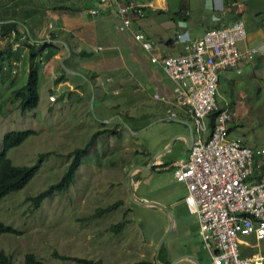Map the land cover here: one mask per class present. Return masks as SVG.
Returning a JSON list of instances; mask_svg holds the SVG:
<instances>
[{"label":"rangeland","instance_id":"1","mask_svg":"<svg viewBox=\"0 0 264 264\" xmlns=\"http://www.w3.org/2000/svg\"><path fill=\"white\" fill-rule=\"evenodd\" d=\"M58 1L70 8H77L79 15L91 19L87 12L89 0H81L80 5H77L76 0ZM11 2L0 0V16L15 11L16 5L12 6ZM33 2L40 7L43 5L41 0ZM166 2L167 10L147 9L144 17L130 24L129 33L123 30L126 38L135 41L134 34L143 33L162 48L165 42L175 38L176 31L186 29V25L201 31L214 22L211 19L213 15L219 19L217 24L223 25L227 24L225 21L234 20L240 11V7L227 10L229 8L225 4L224 11L215 10L206 6V0ZM183 3L190 9V16L186 22L182 21L186 25H181L176 19ZM207 4L209 5L208 0ZM17 6L21 10L26 7L19 3ZM45 17L44 13L38 14L36 18L42 22ZM241 20L245 25L246 41L256 44L254 42L259 41L262 29L259 19L245 13ZM197 21L202 23L199 25ZM95 43L92 41L82 44L94 61L103 52L95 50ZM4 45L0 41V48ZM54 48L65 47L59 45ZM179 49L180 45H177L170 48L169 52L177 54ZM144 53V65L148 68L155 67L157 64L150 62V54ZM25 56L16 75L0 69V146L3 135L7 132L33 130L23 142L12 147L7 156L14 165L33 166L36 171L23 188L0 200V221L19 231L0 232V248L12 257V264H24L25 256L29 253L45 264H78L72 260H62L60 255L99 260L102 264H129L141 260L157 264L158 244L169 229L170 216L159 207L142 206L132 201L127 174L134 166L147 162L153 150L149 149L150 145L155 144L157 148L162 145V134H173L177 130L187 133L188 128L181 123L160 120L149 127L145 126L137 134L133 133L131 130L136 131L135 126L145 124L154 117L156 111L165 112L170 105L154 97L158 89L153 83H148L142 76L131 77L133 81L128 82V85H136V88L135 97L129 99L130 104H137L131 108L138 116L134 119L137 122L133 123L123 114L122 118L130 124L131 130L119 119L107 125L109 128L117 127L116 133L96 136L87 154L82 157L69 187L55 192L36 205L32 198L60 181L73 159L74 149L85 147L94 133L104 126L100 124L102 115L99 112L98 96L94 103L95 116L91 113V85L84 77L69 73H66L68 84L56 83L54 74L58 78L62 69L58 62H54L53 66L47 63L46 60L50 58H44V64L39 65L37 106L22 110L14 91L26 83L28 59ZM128 62L132 65L131 60ZM135 62V65L130 66L131 72L145 76L143 65ZM44 67L49 68L50 72ZM117 72L105 71L94 79L100 86L105 85L108 91H112L118 81L127 78L126 74ZM108 77H113L114 81L107 82ZM80 93L85 96L81 97ZM50 94L55 95V102L49 100ZM113 96L118 101L127 99L124 92ZM217 98L219 104H227L230 109L232 120L229 123V137L242 141L254 150L264 149V56L256 55L249 62L241 63L240 72L229 69L220 74ZM170 148L162 164L168 165L170 161L167 158L174 159L185 152L179 139H175ZM133 177L137 199L156 201L175 217V228L163 243L162 261L170 262L184 257L176 264H194L187 258L191 256L199 264H212L211 256L204 247L198 217L189 212L184 202L186 192L174 177V169L170 166L165 169L163 165L137 171ZM117 201L121 203L116 209L96 215L101 208ZM118 223L122 225L115 229ZM249 252L264 254V239Z\"/></svg>","mask_w":264,"mask_h":264},{"label":"built area","instance_id":"2","mask_svg":"<svg viewBox=\"0 0 264 264\" xmlns=\"http://www.w3.org/2000/svg\"><path fill=\"white\" fill-rule=\"evenodd\" d=\"M96 1L91 15L117 17L127 29L147 12V5L138 0ZM221 1L214 5L209 0V7L224 11V4L227 10L242 4L241 0ZM246 38L243 21L236 19L207 29L196 39L183 40L184 51L172 55L162 54L160 46L143 33L134 34L150 54V62L158 64L175 83V102L192 120L195 137L188 158L178 163L174 175L186 187L184 202L198 217L212 264H264L263 253L249 252L264 239V149L254 150L229 137L230 109L217 98L220 74L229 69L240 72L241 63L264 55L262 48H239ZM27 40L31 42L22 28L0 34L4 47L19 56L11 59L10 66H2L11 75L20 70ZM36 60L44 62L41 55ZM49 100L55 101V95L50 94Z\"/></svg>","mask_w":264,"mask_h":264},{"label":"crops","instance_id":"3","mask_svg":"<svg viewBox=\"0 0 264 264\" xmlns=\"http://www.w3.org/2000/svg\"><path fill=\"white\" fill-rule=\"evenodd\" d=\"M11 1H12L11 2L12 6L16 5V7H14L15 11L12 10V12H7L3 14V16H0V21H5V20L14 21V23H17L20 26L19 28H22L26 31L27 35L30 33V35L34 40L39 41V42L33 41L36 44L53 43L55 44V46L61 45L62 47H64V45L61 43V41H63L68 45L71 53L69 56L66 57L64 63L67 68L74 71H78L81 74H83L92 84L93 93H94L93 108H94L96 96H98L99 112L102 115L101 117L102 120H100L101 125L107 126L111 124L113 121L118 120L117 118H113L110 121H106V123L103 122V120H107L108 118L114 117L115 115L121 116V113L127 115L129 119L133 121V123H136L137 120L135 121L134 119L135 118L137 119L138 116L133 112V110H131V108L136 106L137 104L135 102L134 104H132V102L130 104V99H129L130 97L132 98L135 97L134 88H136L135 87L136 85L134 86L128 85V82L132 80L131 77L136 78L142 76L143 79L148 83H153L158 89V92H156L155 94L158 93L160 96L157 97V99H161L170 106L167 108L165 112L156 111V113H154V117L151 120H148V122H146L145 124H140L138 126H135L134 129L140 130L141 132L144 128L149 127L150 125H152L157 121L166 120V121L184 124L188 128V132L183 133L180 130H177L173 134H162L161 135L162 139L160 141L162 142V145L159 148L155 147V144L150 145L149 149L153 148V150H151L150 152L151 155L148 158L147 162L142 165H147L149 161L152 159V157H155L154 164L148 169L157 168L159 166L164 165L165 169H168V167L170 166L175 171L178 163L186 161V159L188 158L189 149L191 147L195 135L192 130L193 123L190 116L188 115L187 110L184 107L178 106L175 102V98H174L175 83L166 75V73L158 64L157 65L153 64L156 66L152 68H148L144 65L145 62L143 61V56L145 55L144 53L145 49L143 48V45L140 42L137 43L138 41L136 40L133 41L131 38L130 39L126 38V36L123 34L122 31L124 30L126 33H129V29H125L122 27L123 26L122 21L119 18L111 15H100V16L91 15L89 10L90 7L97 6L96 0L88 1L87 12L89 16H91V19L85 18L81 16V14L79 15L76 11L77 8H70L69 6L64 5L63 3H60L58 0H41L43 2V5L41 7L36 5L35 2H33V0H11ZM138 1L145 3L147 5L146 8L148 10L150 9V10L164 11L168 9V4L166 0H155L156 2L154 0H138ZM75 2L77 3V5H80L79 2H81V0H76ZM241 2L242 4L240 7V11L238 12L240 14H238L236 18L241 20V17L245 13H247L249 14L250 17L252 16L254 19H259L258 22L260 23L262 29L260 30L259 33L260 36L259 41L254 42L256 44H249L246 41L247 40L246 38V40L244 42H240L238 46L241 49L250 48V47L264 49V0H241ZM18 3L21 6L22 5L26 6L25 9L21 10L19 8L20 6H17ZM208 3L210 5L209 0ZM213 4L220 5L222 4V1L213 0ZM209 5L207 4V0H206V6L209 7ZM184 7L185 9L179 13L181 9V5H180L178 14L176 15V19L177 21L181 22V25L185 24L182 21H185L190 16L189 7L186 4H184ZM44 13L46 14V17L42 19L43 20L42 22H39V20L36 17L38 16V14L43 15ZM211 19L214 22H212L208 26V28H205L201 31H197L196 27H192L185 24L186 29L182 31H176L175 38L165 42L164 47L161 48L160 45L161 53L171 54L169 52V49L176 47L177 45H180V49L178 53H182L184 51L183 40L196 39L199 36H201L207 29H210L216 25L218 27L227 25L233 21V20L232 21L230 20L231 22L225 21V23L227 24L220 25V23L217 24L218 23L217 20H219L218 17H215L213 15ZM197 22L199 25L202 23L200 21ZM250 22L252 23V19H250ZM92 41L96 42L94 46L95 50H97L96 49L97 46H101V49L98 51H103L100 55H98L99 58H97L98 56L96 57L97 58L96 61H94L95 59L92 60L93 56L91 54L87 56L79 55L80 52L86 51L83 48L82 44L90 43ZM141 48L144 49V51ZM28 51L29 50L27 49L26 50L27 57H28ZM47 52H52V56H50V59L46 60V62L49 63L51 66L54 65V62L59 63L60 57L65 56L67 54L65 48L57 49L54 48V46H52L51 48L48 47L44 51V54H46ZM172 55H176V54H172ZM129 60H131L132 65H129L128 62ZM135 61H138L139 63H141V65H143V71H146L145 76L142 74L138 76V72L135 71L131 72L132 68L130 69V66L132 67L133 65H135L136 64ZM45 68L47 67H44V69ZM47 71L50 72V69L47 68ZM105 71H113V73H116V71H118L117 73L119 74H126L127 78L125 80L118 81L116 83V88H114V90L112 91H108L105 85L100 86L101 84L99 85L98 82L96 81L93 84L92 81L89 79L91 76L97 79L98 74L101 75ZM54 77H55L54 78L55 81L57 76L54 74ZM89 81L87 82L89 83ZM106 81L111 83L114 81V78L108 77ZM59 84L60 85L68 84V81L63 80ZM122 92H124L125 97L127 98L126 100L118 101L117 99L114 98L113 95L118 96ZM80 96L84 97L85 94L80 93ZM89 97L90 95L88 96V98ZM55 101H51V102H55ZM172 113L174 114L172 115ZM175 139L176 140L179 139L183 143L185 149L182 150L185 151L184 154H180V156L174 159L167 158L166 160L170 161L168 165L165 163L162 164V162L165 160V155L169 154L171 149L170 147L172 143H174ZM263 169H264V165H263ZM140 170L137 171L139 172ZM133 178L134 177H132V183H134ZM180 183L182 184V187L184 188L187 194L186 187L182 182ZM143 200H147V199L143 198ZM189 259H191L194 264H199L194 260V258H189ZM164 263H169V261H165Z\"/></svg>","mask_w":264,"mask_h":264},{"label":"trees","instance_id":"4","mask_svg":"<svg viewBox=\"0 0 264 264\" xmlns=\"http://www.w3.org/2000/svg\"><path fill=\"white\" fill-rule=\"evenodd\" d=\"M225 2H228V0H225ZM236 7H233L235 9ZM185 9L184 4L181 5V11ZM236 13L235 11H233ZM240 14V13H239ZM187 16V15H185ZM235 18L234 20H236ZM2 20V19H1ZM20 26L17 23L10 22V23H1L0 24V34L4 35L6 32H8L10 29L18 30ZM218 27L217 25L212 27L215 28ZM25 45L28 47V74L26 83L14 91V95L18 99V104L21 107L22 110L25 109H31L35 108L39 102V94H38V88H39V65L41 64L36 60L38 55L43 56L45 59L50 58L52 55V52H47L44 54V51L48 47L55 46L53 43H42V44H36L33 42H30L27 40V43ZM61 46V45H60ZM90 53L86 51H82L79 53L80 56H87ZM18 53L11 51L9 48L2 47L0 49V69H2V66L4 64H7L10 66L11 59L12 58H18ZM92 83H95L94 78L91 76L89 78ZM63 80H67V74L62 70V74L56 78V83L61 82ZM121 116L123 114L121 113ZM104 127L97 132L94 133L92 136L91 141L83 148H76L74 149V155L71 163L69 164L66 172L63 174L60 181H58L55 184L50 185L46 190L40 192L38 195L32 198L33 202L38 205L43 199L52 196L55 192H60L69 187V185L74 180V175L76 173V170L80 166L82 162V157L85 156L90 148V144L93 143L96 136L99 134H105V133H116V128H109L106 125H103ZM34 131L33 130H21V131H10L3 135L1 146H0V200L6 196L7 194L17 191L21 188H23L35 175L36 168L33 166H25V165H14L11 160L8 158L7 153L8 151L16 146L19 145L21 142H23L29 135H31ZM40 162V161H39ZM121 203V201H117L112 205H109L105 208H101L96 215H101L105 212H110ZM122 223H118L115 225V229L120 227ZM0 232H12V233H18L16 229L4 225L0 221ZM163 246L161 247L158 259L162 261L161 255L163 254ZM60 259L62 260H72L75 261L78 264H102L99 260H93V259H87V258H80V257H74V256H66V255H60ZM165 262V261H162ZM0 264H12V257L4 252L2 248H0ZM24 264H45L41 260H38L34 254L29 253L26 254ZM129 264H155L154 262L147 261V260H141L134 263Z\"/></svg>","mask_w":264,"mask_h":264},{"label":"water","instance_id":"5","mask_svg":"<svg viewBox=\"0 0 264 264\" xmlns=\"http://www.w3.org/2000/svg\"><path fill=\"white\" fill-rule=\"evenodd\" d=\"M9 22H14L12 20H5V21H0V24L1 23H9ZM28 37L29 39L31 40L32 39V42H39V41H36L32 38V36L30 35V33L28 34ZM33 42V43H34ZM61 43L64 45L65 49H66V52L67 54L65 56H62L60 57L59 59V63H60V66L62 67V69L66 72V73H69V74H75V75H80L82 77H84L87 81H89L83 74H81L80 72L78 71H74V70H71L69 68L66 67L65 63H64V60L66 59L67 56L70 55V49L68 47V45L61 41ZM90 83V81H89ZM91 85V88H92V98H91V103H90V109H91V113L95 116V112H94V108H93V86L92 84L90 83ZM113 118H117L119 120H121L122 124L127 127L129 130H131V128L129 127V125L124 121V119L120 116V115H115L114 117H111V118H108L107 120H103L104 123H106V121H110L112 120ZM133 133H139L140 130H136V131H133L131 130ZM155 162V157H152V159L149 161V163L147 165H139V166H134L127 174V185H128V191H129V196H130V199L132 201H134L135 203L139 204V205H142V206H155V207H159L161 209H163L164 211H166V213L170 216V226H169V229L167 230L166 234L162 237L160 243L158 244V248H157V252H156V263L157 264H176L177 262H179L180 260H182L184 257H179L173 261H170L169 263H163L161 262L159 259H158V256H159V253H160V250H161V247L164 243V240L166 239V237L168 236V234H170L174 228H175V217L172 215V213L163 205H161L160 203L156 202V201H153V200H138L136 199L135 197V194H134V189H133V183H132V177L134 176V174L136 173L137 170H143V169H148L149 167H151ZM188 258H193L191 256H187ZM196 262H198L196 259H194Z\"/></svg>","mask_w":264,"mask_h":264}]
</instances>
